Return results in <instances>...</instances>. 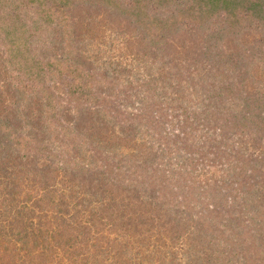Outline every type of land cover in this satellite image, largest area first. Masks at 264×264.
<instances>
[{
	"label": "trees",
	"instance_id": "16d2710c",
	"mask_svg": "<svg viewBox=\"0 0 264 264\" xmlns=\"http://www.w3.org/2000/svg\"><path fill=\"white\" fill-rule=\"evenodd\" d=\"M26 1L0 0V14L2 7L26 12ZM58 1L31 12L29 23H0L9 40L0 44V205L8 219L0 222V260L62 264L55 252L66 238L33 220L52 204L38 185L48 189L60 174L93 189L117 180L134 202L104 204L127 210L134 256L150 264H249L250 254L252 264H264V252L256 256L251 245L259 240L264 250V40L257 37L264 0H248L260 13L256 26L243 25V17L233 31L219 20L216 32L209 22L182 19L159 40H148L144 25L165 20L163 8H149L148 0ZM224 2V10L237 9ZM54 63L73 112L57 91L43 89ZM56 113H68L65 124ZM257 147L263 152L251 154ZM210 156L224 165L214 181H203L198 169ZM156 224L167 249L180 244L179 255L152 256L144 231ZM131 249L122 246L121 264L132 263Z\"/></svg>",
	"mask_w": 264,
	"mask_h": 264
},
{
	"label": "rangeland",
	"instance_id": "374dc122",
	"mask_svg": "<svg viewBox=\"0 0 264 264\" xmlns=\"http://www.w3.org/2000/svg\"><path fill=\"white\" fill-rule=\"evenodd\" d=\"M35 1H33L32 3H28L30 2V0H27L24 3L23 10L26 12H22L20 8L18 10H15V12L14 9L12 10L10 9V7L6 12L7 8L2 7L3 11L5 10V13L0 14V23H3L4 25L5 22H8V24H10L9 28H13L12 25H14L15 23L16 25L29 23L30 19L28 16L31 15V12H36V15H38L40 10L55 8L56 5L59 6L58 3L60 2L58 0ZM217 1L218 0H212L208 3V1L199 2V0H185L184 6H179L177 9L173 10V6H176L178 2L182 3L184 1L148 0V3L146 4L149 8L154 10L156 7H160L161 9L163 8L162 12L164 13L165 20L151 19L146 22V25H144V27L145 29H148V32H145L149 37L147 39L150 40L151 38H154L156 40H159L161 33H163L165 29L169 30L173 24H177L182 19L195 26H198L200 22H209V27L216 32H218L220 28L217 24L219 20H223L224 23H227L229 21L231 23L230 27L228 26L229 22L228 25H226L228 26V30H231L232 28L233 31H236L237 29L239 30L240 23L238 24L236 20L243 17L245 19L243 25H246L247 27L257 25L258 21H256V17L260 14L256 10L258 7L255 9H251V7L253 6V1H259L232 0V4L237 5V9L235 8V10L233 8H227L226 10H224L225 2L223 4V0L219 1L218 6H216L215 3H217ZM41 2L45 3L46 5H41ZM232 11L233 13L231 14ZM150 13L152 14V12ZM237 13L239 14L237 15ZM145 16H147V13H145ZM147 18H150L149 15L147 16ZM167 18L171 20H168ZM185 21L182 20L181 23H185ZM257 32L258 40H264V26ZM28 34L29 31L27 33V36ZM255 35H252L253 37L251 36V38L253 39L254 37H256ZM5 40L6 39L3 37L2 32H0V44L2 43L4 46H6L5 42L8 44L9 40ZM129 63H132V61H129L128 64ZM48 66L49 64L46 66V68ZM51 68V80L47 79V84L45 83L44 85L46 87H44L43 89L48 90L49 87L50 90L57 91L56 100L62 104L65 110L73 112L74 107L70 108L74 105L73 103H70L73 101L69 102V97L66 95L68 87L62 88L63 85L61 86L62 83L59 80L60 76H62L63 78L65 77V75L59 72V68H56L55 63L53 64V66H51ZM56 74L58 76H56ZM22 75H26L25 71ZM187 75L188 74H184L182 78H186ZM20 78L24 83H30L31 81L30 84L33 89L35 82H33L32 80L28 81L24 76H21ZM65 80L68 79L65 78ZM39 85L42 86L41 83H39ZM197 101L198 99L196 98V101L193 104L197 103ZM131 111L134 112V110ZM169 114L171 115V121H173L174 116L176 115H174L173 113ZM67 115L68 113H66L64 116H59L56 113V116H58L57 119L61 123L64 121V124L66 118H68ZM57 122L55 120V123ZM175 123L177 124V122ZM262 145H264V140L262 142ZM262 152L263 148L261 147L250 150L251 154L256 155L261 154ZM210 158L203 162L204 165H206L204 167L205 169L201 167L200 169H198V171L202 173V176H200V178L203 181L207 179L214 181L212 178L215 176V173H217L219 168L224 165V163H220L219 161H217L215 157L210 156ZM72 177L74 176H63L60 174H56L55 177H50V185L48 189L43 185H38V189L36 188V191H39V193L41 192L42 196L44 195V198H46L45 201L52 202V204L48 205L44 213H42L40 209H37L35 211L33 215L34 223H47L48 227H51L49 228V230L51 229V235H53L57 230L58 232L61 231V237L56 238H66L65 240L67 241L66 244V242L63 240V244L65 245L59 247L58 253L55 252V255L57 256L56 260L61 258L63 260L61 261L62 264H121L120 249H122V246H129L132 248L130 256H132L133 259L131 260V264H150V260L137 258L136 256H134L136 249L133 244L136 241V238L132 235V223L130 220V216H124V211L127 210L117 209V211L115 207L112 208L111 206H107L104 204L109 203L110 201L121 202L122 198L125 199L124 204L126 205V202H134L132 199L126 200V198L128 197V192H123L121 188H116L117 184H119L117 180L115 181V186H111V183H107L106 186H99L93 189V187L87 185L88 181L86 179L78 177L80 179H76L74 181ZM23 194L24 195L22 196V198L26 196L25 193ZM130 197L134 198V195H130ZM87 203L89 205L88 208ZM6 206H8L9 209H11L12 207L8 204ZM4 214L5 209H2L0 205V222L2 223L8 221L7 217H4ZM42 215L46 217L41 218ZM23 217H25L27 222L29 223L28 219L30 215L25 213ZM71 223H73V231L70 233H65V228L69 227ZM23 225L24 223H20V226ZM122 225H125L123 229L119 227ZM8 227L9 226H4L5 229ZM4 232H7V230H4ZM144 233V237L146 236L145 241L149 244V250L151 251L152 256H154V253L158 250H160V252L164 254L162 255L163 257L169 255L170 258L172 257L173 253H177L179 255L180 251L178 247L180 246V244H177V246L173 248L167 249V247L162 243V238L166 239L167 236H165L163 233H160L158 235L157 224L154 229H150L148 231L145 230ZM139 238L141 237L139 236ZM5 244V241H2V239H0V258H3L5 254V251H3V249L1 248V246ZM251 245L257 247L256 251H254L256 256L259 254L258 251L262 253L264 252L261 241L256 240L255 242H251ZM243 254H245L244 251ZM77 258H79L78 261L80 262L75 263V260ZM251 258L252 254H250L249 264L253 263V260ZM154 260L155 262L157 261L159 263L158 258ZM21 261L19 259V256H15L14 262L9 263L6 260H0V264H19V262Z\"/></svg>",
	"mask_w": 264,
	"mask_h": 264
}]
</instances>
